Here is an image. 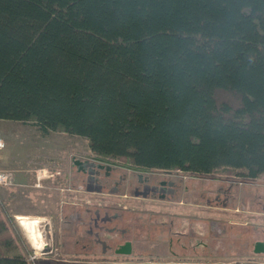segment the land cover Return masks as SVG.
I'll list each match as a JSON object with an SVG mask.
<instances>
[{"label": "trees", "instance_id": "16d2710c", "mask_svg": "<svg viewBox=\"0 0 264 264\" xmlns=\"http://www.w3.org/2000/svg\"><path fill=\"white\" fill-rule=\"evenodd\" d=\"M0 120L136 171L264 180V0H0ZM0 207V264H34Z\"/></svg>", "mask_w": 264, "mask_h": 264}, {"label": "rangeland", "instance_id": "374dc122", "mask_svg": "<svg viewBox=\"0 0 264 264\" xmlns=\"http://www.w3.org/2000/svg\"><path fill=\"white\" fill-rule=\"evenodd\" d=\"M0 137L3 140L2 148L0 149V166H5L7 163L14 169L23 170V173L28 175V177L31 174L33 175V173L35 175L37 169L48 168L50 170L49 175L50 177L52 176L49 181V189H52L51 184L53 183L64 184L65 187L69 189L75 187L83 188L84 185L81 181V175L77 172L76 167H74L73 161H84L89 157L88 146L85 139L66 133L50 132L47 135H43L33 124L20 123L11 120L0 121ZM126 170L127 169H124V171ZM0 171H3V169L0 168ZM3 172L12 173L6 169H4ZM57 172L58 175L56 174ZM152 172L162 173L163 170H152ZM168 172H170L169 174L172 178L178 182L179 186L189 190L198 191L196 196H191L189 198L191 202L196 201V203H200L201 200L204 202L208 199H213V194L211 195V192L209 193L207 191L216 189V186L219 184L216 183L215 179L223 177V174H220V177L219 175L190 176L176 171ZM56 177H59V181H53ZM31 183L32 180L28 186L29 188H27L28 190H24L25 188H22V190L20 188L21 190L18 194L20 195L19 197L21 200L15 207L16 210L21 212L43 213L37 217L30 216L31 218H37L40 220L39 229L42 236H39L37 240L39 250L41 251L36 252L27 241L23 230L15 219V216L11 215L7 203L8 201L3 204L0 200V207L6 216L10 215L8 220H10L9 222L17 229L21 237L24 239L25 244L29 249L28 258L34 264H36V259L39 257L47 255L52 251H58L59 246H64L65 250H77L83 252L87 251V247L90 248L91 246H94L95 251L103 252L107 249V252H112L117 248L114 241L118 243V245L124 241L135 243L143 242L145 243L144 245L153 242L155 244L152 245V248L156 247L159 243L165 242V247L181 252L184 247L189 249V242L192 241V245H196L195 247L193 246L194 248L204 252L205 248L209 251L216 249L221 244L222 238L220 237L227 236V233L223 235L222 230H219L218 233L211 230L210 225L207 226L206 223H174L170 228L168 227L169 225L157 226L155 223H139V227L136 226L137 223H133L132 227H130L129 223H106L102 229L95 226H87L88 223H59L60 220L73 219L71 217H75L74 219L76 220H85L87 214L86 210L84 211L85 208H89L91 212H93V209L97 208L100 209V211L108 213V215H115L118 219L124 218L126 220L172 219L195 221L205 220V218L198 216V213H202L200 210H196L198 212H195L196 215L193 216H188L186 213L157 214L155 213L156 211H159L156 205L159 203L157 200L142 201L145 203V208H143V206L139 208L137 204L121 201L119 197L113 194H108L106 192L102 194H88L84 191L65 195V201H71V203H63L60 206L61 213H59V209L54 203H49L48 208L43 205H38L37 202L39 201V196L37 195H30L28 199L22 196L23 191H33L30 189ZM180 194L183 195L182 193H178L176 199L185 198L184 195L180 196ZM6 196H9L7 192ZM132 199L133 198H131V200ZM162 205L165 206L167 204ZM230 206H232L231 203ZM165 207L160 210L164 211ZM138 208L145 212H131L138 210ZM185 225H188V227L191 228V230L190 228L186 229L190 234L186 237L179 236V234H185ZM109 227H112V231L107 230ZM68 238L69 241L67 242ZM96 238H101V241L105 242V244H103V242H97ZM170 239L173 240L172 247L170 246ZM228 240L232 241V239ZM227 243L229 244L230 241H227L226 245ZM43 244L45 246L42 250L41 247ZM232 246L236 247V244H232ZM213 252L214 251L211 253ZM31 257L34 258L31 259ZM248 260V258H238L236 262L241 264L240 261Z\"/></svg>", "mask_w": 264, "mask_h": 264}, {"label": "crops", "instance_id": "0c3cea01", "mask_svg": "<svg viewBox=\"0 0 264 264\" xmlns=\"http://www.w3.org/2000/svg\"><path fill=\"white\" fill-rule=\"evenodd\" d=\"M0 168L3 171L6 169L12 172V185L9 187H0V200L3 204L8 201L7 203L13 216L27 215L29 217H37L43 214L16 210L15 206L21 200L18 193L22 188L28 190L27 188H29L28 186L31 180L30 189L33 191H23L22 196L28 199L30 195H37L39 196L38 205H43L48 208L49 203H54L58 207L59 213H61L60 206L63 203H71V201H65V195L84 191L82 187L69 189L64 184L59 183L51 184L52 189H49L47 186L36 187L34 173L28 177V175L23 173V170L14 169L7 163L5 166H0ZM57 180L59 181V177L53 181ZM215 180L219 185L216 186V189L207 191L209 193L211 192V195L213 194V199H208L204 202L201 200L200 203H196V201L191 202L189 198L196 196L198 191L185 188L182 192L185 198L176 199L175 197L173 200H159V203L156 204L159 210L155 212L157 214L186 213L188 216H193L196 215L195 212H198L196 210H200L202 213H198V216L205 218V220H126L122 218L118 222L112 223H129L130 227H132L133 223H137L136 226L138 227L140 226L139 223H155L157 226L169 225V228L174 223H206L216 233L219 230L223 231V235L227 233L226 237H220L222 238L221 244L216 249L209 251L205 248L204 252H202L194 248L196 245H192V241L189 242V249L184 247L181 252L165 247V242L159 243L156 247L152 248V245L155 244L153 242L144 245L145 243L143 242L135 243L124 241L118 245L114 241L117 248L112 252H107V249L103 252H98L95 251L94 246L87 247V251L84 252L65 250L64 246H59L58 251H52L36 259V264H238L236 262L238 258L249 259L248 261H240L241 264H264V180L244 179L228 174H223V177ZM47 185H50V182H47ZM6 192L9 198L6 196ZM84 192L97 194V192L89 189H86ZM183 195L180 194V196ZM132 200L130 198L126 203L132 202L137 204L139 208L142 206L145 208V205L140 199L135 198ZM230 203L232 206H230ZM162 204H167L165 206L168 207ZM163 207H165V210H160ZM139 208L131 212H145ZM85 210L87 213L85 220L95 211L99 212V214L106 213L97 208L93 209V212L89 208H85ZM61 222L62 220L59 223ZM189 228L188 225H185V234H179V236H188L190 232H187L188 230L186 229ZM228 239H232V241ZM68 241L69 238L67 239ZM227 241H230V243L226 245ZM232 244H236L237 248L232 246ZM172 245L173 240L170 239V246L172 247ZM205 251L209 252L207 253ZM212 251L214 252L211 253Z\"/></svg>", "mask_w": 264, "mask_h": 264}, {"label": "flooded vegetation", "instance_id": "af4514ba", "mask_svg": "<svg viewBox=\"0 0 264 264\" xmlns=\"http://www.w3.org/2000/svg\"><path fill=\"white\" fill-rule=\"evenodd\" d=\"M74 167L81 175L83 190L89 189L97 194L108 193L127 202L128 199H140L141 201L173 200L178 193L185 188L179 186L168 171L156 173L152 171L126 170L101 164L93 159L86 158L84 161L74 160ZM145 204L144 202H142ZM62 220L61 223H88L87 226L103 228L104 224L118 222L121 219L107 213L99 214L95 211L87 220L74 219ZM168 224V223H167ZM112 231V227L107 228ZM97 242L101 238H96ZM105 244V242H103Z\"/></svg>", "mask_w": 264, "mask_h": 264}, {"label": "bare ground", "instance_id": "6f19581e", "mask_svg": "<svg viewBox=\"0 0 264 264\" xmlns=\"http://www.w3.org/2000/svg\"><path fill=\"white\" fill-rule=\"evenodd\" d=\"M15 219L17 220L19 226L24 232V235L31 245V247L36 251H41L39 250V245H38V237L42 236L41 231L39 229V223L40 220L37 218H31L29 216H24V215H16ZM44 244L42 245L41 249H43Z\"/></svg>", "mask_w": 264, "mask_h": 264}, {"label": "built area", "instance_id": "2783aa9c", "mask_svg": "<svg viewBox=\"0 0 264 264\" xmlns=\"http://www.w3.org/2000/svg\"><path fill=\"white\" fill-rule=\"evenodd\" d=\"M3 140L0 137V149L2 148ZM50 170L48 168H40L37 169L35 173V186L36 187H50V185H47V182H49L51 179L49 172ZM58 175V172L56 173ZM56 176V175H54ZM57 178V177H56ZM12 185L11 181V174L7 172L0 171V187H8ZM45 246V245H44ZM43 250V249H42ZM34 257H31L33 259Z\"/></svg>", "mask_w": 264, "mask_h": 264}]
</instances>
